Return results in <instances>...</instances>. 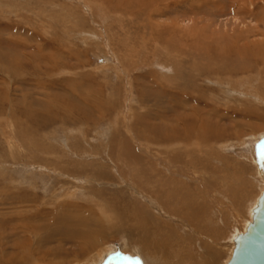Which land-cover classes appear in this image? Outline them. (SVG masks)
<instances>
[{"label": "rangeland", "instance_id": "1", "mask_svg": "<svg viewBox=\"0 0 264 264\" xmlns=\"http://www.w3.org/2000/svg\"><path fill=\"white\" fill-rule=\"evenodd\" d=\"M262 141L264 0H0V264H226Z\"/></svg>", "mask_w": 264, "mask_h": 264}, {"label": "water", "instance_id": "2", "mask_svg": "<svg viewBox=\"0 0 264 264\" xmlns=\"http://www.w3.org/2000/svg\"><path fill=\"white\" fill-rule=\"evenodd\" d=\"M226 264H264V190L252 210L251 221L234 238Z\"/></svg>", "mask_w": 264, "mask_h": 264}, {"label": "bare ground", "instance_id": "3", "mask_svg": "<svg viewBox=\"0 0 264 264\" xmlns=\"http://www.w3.org/2000/svg\"><path fill=\"white\" fill-rule=\"evenodd\" d=\"M185 103H183V105H184ZM180 107V106H179ZM201 112V111H200ZM199 113V112H198ZM195 114V113H194ZM176 115V114H175ZM177 115H179V114H177ZM205 115V114H204ZM193 116V115H192ZM183 117H184V115H183ZM189 117V116H188ZM202 118V117H201ZM186 119V118H185ZM200 120H203V119H200ZM208 120V119H207ZM206 120V121H207ZM185 121V120H184ZM198 121H199V119H198ZM209 121V120H208ZM186 122V121H185ZM201 122V125H205L206 126V124L204 123V122H202V121H200ZM187 124H190V122L188 121V122H186ZM198 123V122H197ZM196 123V124H197ZM184 124V123H183ZM209 124V123H208ZM193 125V124H192ZM185 127H188V126H185ZM184 127V128H185ZM194 127V126H193ZM207 127V126H206ZM195 128V127H194ZM178 129V128H177ZM204 129V128H203ZM167 130V129H166ZM187 130V129H186ZM189 130V129H188ZM195 130H196V128H195ZM200 130V129H199ZM168 131V130H167ZM176 131V130H175ZM180 131V130H179ZM204 131V130H203ZM208 131V130H207ZM192 132V131H191ZM162 133V132H161ZM179 133V132H178ZM210 133V132H209ZM168 134V133H167ZM177 134V133H176ZM201 134V133H200ZM180 135H181V133H180ZM170 136V135H169ZM174 136V135H173ZM202 136V135H201ZM205 136V135H204ZM213 136V135H212ZM164 137V136H163ZM169 138V137H168ZM181 138V137H180ZM185 138V137H184ZM204 138V137H203ZM191 139V138H190ZM189 139V140H190ZM198 139H199V137H198ZM171 140H172V138H171ZM176 140V139H175ZM195 140V139H194ZM200 140V139H199ZM258 140V139H257ZM159 141V140H158ZM183 141V140H182ZM181 142V141H180ZM190 142V141H189ZM202 142H204V141H202ZM162 142H160V144H161ZM194 143H196V141L195 142H193L192 141V144H194ZM198 143V142H197ZM144 144V143H143ZM145 144H147L146 142H145ZM163 144V143H162ZM176 144H178V143H176ZM198 144H200V142L198 143ZM182 145V144H181ZM203 145V144H202ZM161 146V145H160ZM166 146V145H165ZM194 146V145H193ZM193 146H192V148H193ZM195 146H196V144H195ZM200 146V145H199ZM158 147V146H157ZM161 147H163V145L161 146ZM188 148H190L189 147V145H188ZM203 148H204V146H203ZM248 148V147H247ZM161 150H162V148H160ZM179 149V148H178ZM254 149V148H253ZM165 150V149H164ZM207 150V149H206ZM257 150V157H254L253 156V158L251 159V161H252V164L254 165V168L256 169V171H257V175L261 178V182H263V184H264V160H262L261 159V156H260V149L258 148V149H256ZM256 150L254 151L253 150V154H255L256 155ZM247 151H249V149L247 150ZM151 152V151H150ZM157 152H159V151H157ZM161 152H163V151H161ZM166 152H168V151H166ZM199 152V151H198ZM207 152V151H206ZM169 153V152H168ZM183 153V152H182ZM208 153V152H207ZM252 153V152H251ZM133 154V153H132ZM162 154V153H161ZM170 154V153H169ZM199 154V153H198ZM202 154V153H201ZM252 154V155H253ZM128 155V154H127ZM159 155H160V153H159ZM192 155V154H191ZM194 155H196L195 153H194ZM164 156V155H163ZM198 156H200V154L198 155ZM161 158V157H160ZM156 159V158H155ZM171 159V158H170ZM159 160V159H158ZM160 161V160H159ZM174 161V160H173ZM161 162V161H160ZM206 162V161H205ZM159 163V162H158ZM168 163V162H167ZM186 163V162H185ZM163 164H165L164 162H163ZM171 165V164H170ZM168 167V166H167ZM166 168V167H165ZM153 169H155V168H153ZM173 169V168H172ZM181 169V168H180ZM182 170V169H181ZM174 171V170H173ZM172 171V172H173ZM196 172V171H195ZM204 181V180H203ZM181 182H183V181H181ZM264 186V185H263ZM186 187V186H185ZM187 188V187H186ZM189 188V187H188ZM186 190V189H185ZM202 190V189H201ZM264 190V189H263ZM168 192V191H167ZM263 192V191H262ZM261 195V194H260ZM259 198V197H258ZM201 199V198H200ZM257 201H258V199H257ZM189 203V202H188ZM256 204H257V202H256ZM156 205H158V204H156ZM186 206V205H185ZM158 208V207H157ZM163 209V208H162ZM142 209H139V211L140 212H142L141 211ZM164 210V209H163ZM169 210V209H168ZM235 210V209H234ZM236 211V210H235ZM143 214L144 213H142L141 214V216H143ZM175 214V213H174ZM132 220H135V221H137L136 222V225L138 226L137 228H128V229H139L141 226L143 227L144 226V224H143V221L141 220V217H139V218H133ZM156 225V224H155ZM27 229V228H26ZM134 230H132V232H133ZM136 231V230H135ZM34 234V233H33ZM32 234V235H33ZM217 239V238H216ZM219 241V240H218ZM85 243V242H84ZM88 244V243H87ZM86 244V245H87ZM207 244V243H206ZM233 244H234V242H233ZM84 249V248H83ZM83 249L81 250V252H80V250H79V252L78 253H80V254H82V253H84L83 252ZM108 252V251H107ZM111 251H109V253H108V255L107 256H105V258L104 259H102L101 261L100 260H97V261H100V263L99 264H136V260H135V258H134V255H129V253H127V252H124L123 254H122V256H121V258H118V259H116V257H118L117 255H116V253H114V254H111ZM197 254V253H196ZM203 254H206L207 255V253L205 252V253H202V256H204ZM152 255V254H151ZM199 255H201V254H199ZM198 255V256H199ZM81 257L82 256H84V255H80ZM136 256V255H135ZM154 256V255H153ZM212 255H210V257H209V261L211 262V264H213L214 262H215V259L216 258H213V257H211ZM214 256V255H213ZM147 259V258H146ZM188 262H189V260H188ZM191 262V261H190ZM86 263V262H85ZM186 263V262H185ZM90 264H94V263H90ZM138 264H144V263H138ZM147 264H150L149 262L147 263ZM162 264H181V263H176L175 261H174V259H170V261H167V260H163V262H162Z\"/></svg>", "mask_w": 264, "mask_h": 264}, {"label": "crops", "instance_id": "4", "mask_svg": "<svg viewBox=\"0 0 264 264\" xmlns=\"http://www.w3.org/2000/svg\"><path fill=\"white\" fill-rule=\"evenodd\" d=\"M256 149H258V148H254V151H255ZM252 154H253V153H252ZM257 154H258V153H257V150H256V155L253 154L254 157H257ZM255 170H256V169H255ZM239 171H240V169H239ZM241 171H242V170H241ZM256 176H258V175H257V171H256ZM258 177H259V176H258ZM259 179H260V181H261V178H260V177H259ZM259 179H258V180H259ZM255 180H257V179H255ZM258 180H257V181H258ZM263 187H264V186H263ZM257 199H258V198H257ZM151 209H152V208H151ZM187 211H188V210H187ZM196 214H197V213H195V215H196ZM195 215H194L193 217L190 216V215L187 216L188 219H189V221L191 220V221H190L191 223L194 222L193 220H194V218H195ZM184 218H186V217L184 216ZM186 219H187V218H186ZM188 219H187V222H188ZM195 222H196V221H195ZM184 225L186 226V224H184ZM233 242H234V241H233ZM232 249H233V247H232ZM232 249H231V250H232Z\"/></svg>", "mask_w": 264, "mask_h": 264}, {"label": "snow or ice", "instance_id": "5", "mask_svg": "<svg viewBox=\"0 0 264 264\" xmlns=\"http://www.w3.org/2000/svg\"><path fill=\"white\" fill-rule=\"evenodd\" d=\"M261 159L264 160V141L259 145Z\"/></svg>", "mask_w": 264, "mask_h": 264}]
</instances>
